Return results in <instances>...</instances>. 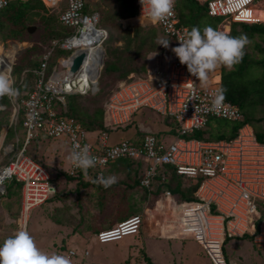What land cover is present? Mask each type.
<instances>
[{"label": "built area", "instance_id": "obj_1", "mask_svg": "<svg viewBox=\"0 0 264 264\" xmlns=\"http://www.w3.org/2000/svg\"><path fill=\"white\" fill-rule=\"evenodd\" d=\"M12 1L7 0L0 7V14ZM41 1L59 11L60 23L70 28L71 32L63 39L52 40L51 46L42 55L40 68L36 70L39 77L35 89L20 103L17 100L15 102V124L21 117L24 141L19 151L0 166V190L4 189L6 179L16 178L22 183V218L26 220L28 213L43 204L55 191L48 169L27 153V145L44 135L52 140L67 141L70 151L77 143L87 145L92 155L98 158L96 167L86 172L74 168L70 163L69 174L73 176L86 174L96 179L104 177L103 171L110 163L125 158L136 162L135 166L144 170L140 183L151 188L158 176L161 180H168L167 171L172 167L177 174L199 184L196 195L205 206L207 218H222L219 224L223 229V237H219L222 232L218 222L210 220H205L201 225L204 237L220 239L221 244L226 237H233L236 233L230 230L232 219L235 221L240 217L247 220L258 210L257 201H264V145L256 139L252 129L247 131V125L233 139L186 138L194 130L207 126L211 119L242 120L244 112L226 98L219 110L211 111L214 95L221 88V70L212 74L206 86L202 85L172 51L179 46V38L185 30H189L180 24L176 4L173 15L157 23L168 37V47L158 53V57L147 65L143 74L130 73L127 81L114 87L104 103L110 119L106 125L111 130H99L90 136L81 121L67 113L65 95L95 93L98 90V72L103 66L99 63L105 56L108 31L100 25L97 12L86 10L85 0ZM136 1L139 15L142 16V4L140 0ZM197 1L207 6L210 15L222 17L217 30L228 33L231 26L225 24L226 21L248 24L260 22L255 19L259 0ZM143 20L140 21L142 25L145 22L152 23L148 18L147 5L144 6ZM56 46L72 52L69 57L57 59L52 73L46 78ZM93 49L97 51L95 56ZM81 51L87 55L79 69L72 73V58ZM92 57H96V64ZM216 75H219L218 80L214 79ZM142 106L171 117L176 124L175 138L167 142L162 135L148 131L110 142V131L125 127ZM241 201L246 202L242 209ZM193 213L186 214V217L195 216ZM143 224V216L134 214L112 227L98 231L96 239L100 243H107L127 235H137ZM25 228V223H22V230ZM74 254L75 251L70 250L68 256Z\"/></svg>", "mask_w": 264, "mask_h": 264}, {"label": "rangeland", "instance_id": "obj_2", "mask_svg": "<svg viewBox=\"0 0 264 264\" xmlns=\"http://www.w3.org/2000/svg\"><path fill=\"white\" fill-rule=\"evenodd\" d=\"M87 2V9L90 11H97L99 13V16L101 18V25H112L111 23H107V14L111 12L112 7H116L118 4L117 0H86ZM134 3L135 0H132ZM257 5V11H264V0H259V4ZM41 7L35 6L31 9V14L33 15H42L44 13V10H40ZM58 11V10H56ZM39 12V13H35ZM136 12V11H135ZM262 12V11H261ZM55 14V12H54ZM260 15L262 13H259ZM36 17V16H34ZM110 17V16H109ZM108 17V18H109ZM255 19H264V17H259L257 14V17ZM122 21V20H121ZM132 23V24H131ZM234 22L226 21L225 24H228L232 26ZM28 24L32 26H36V30L33 33H29L31 35L32 39L25 40V41H17L18 43L12 41L9 43L10 45L7 47L5 45V48H3V44H0V59L2 56V52H7L9 54V51H13V57L14 62L16 61L19 54H21L26 49H29L33 43L39 42L42 38V33L45 32L44 25L41 24L40 21L36 18L35 20L30 21ZM122 24L124 27L131 26L132 28V34H134V28L136 25L133 24L132 20H125L122 21ZM223 24V26L225 25ZM138 25V24H137ZM113 26V25H112ZM142 26H149L153 27V29L149 30V34L155 36V34L158 36L159 41L166 40L168 37L167 35L162 31L161 26L153 23L145 22V25ZM107 27V26H106ZM2 29L1 22H0V30ZM59 30L60 34H62L65 31V26L61 25L59 23ZM229 30V28H228ZM231 30V28H230ZM229 30V31H230ZM113 35L111 36L115 38V41L113 42V47L120 46L121 48L125 47L124 39H120V35L122 33L120 32L119 28H114L113 26ZM12 35V34H11ZM3 36H5L3 34ZM4 38V37H3ZM2 35H0V43H3ZM3 39V40H2ZM255 42V41H253ZM5 43V42H4ZM257 43V42H256ZM251 43L246 47L249 54L254 58H260L262 56L261 52L258 51L254 46H250ZM252 47V48H251ZM19 49V50H18ZM164 49V46L160 44L158 51H162ZM69 51V50H68ZM70 52H60L59 48H57L52 55V58L49 62V67L47 70L46 78L52 73L54 69V63L57 59L64 57L66 54H71ZM6 54V55H8ZM149 53L146 58L140 57L137 59L135 64L137 66H142L146 63V69L150 58ZM68 55V56H69ZM11 56V55H10ZM109 58L108 56L106 57ZM105 58V61H106ZM118 61V60H117ZM122 64H125V60L120 62ZM105 64V62H104ZM20 65V64H19ZM61 67L60 65L58 66ZM106 65L101 68V73L98 77V90L95 92V94L99 91V87L103 89H112L114 88L118 82L112 81V76L107 75L106 71ZM19 68L18 65L14 67L13 72H16ZM223 70V67H222ZM255 73L253 75L254 78H258L259 70L257 67H254ZM145 72V71H144ZM143 71H133L131 73L135 75H141L144 73ZM130 74V73H129ZM128 74V75H129ZM12 75V74H11ZM252 77L251 73H248ZM249 77V76H248ZM15 79V77H14ZM249 85H247L248 87ZM89 96H84V100H81V104L85 106V110L92 112L93 106H91L92 99L96 97V99L99 101V103H102L104 116L106 119V123H110L109 115L107 114L105 110V101L107 97H105L103 94L95 95L93 93ZM87 94V95H88ZM67 104L69 105V101H74L75 103H79L80 98L79 97H70L69 95H66ZM216 119V118H215ZM221 119V118H217ZM226 119L217 120L216 123L218 124H225ZM173 121L171 117H167L165 115H162L158 111L147 107L142 106L139 110H137L133 115L130 122L126 124L123 129H119L117 131H110L111 132V141H117L119 139H123V137H133L131 134L137 135V132L139 134H144V132L151 131L153 133H162V137L165 141L170 142L174 139V135L172 133H164L165 131H168L169 126L166 125V122ZM16 122V115L14 107H12L10 112L4 111V113L0 116V138L4 137L3 143H0V165L7 162L16 152V150L12 147H10L11 143L13 142V139L15 138V135L17 133L19 138L23 137V131L22 127L20 125V122ZM214 123V122H213ZM175 125V124H174ZM250 126V125H249ZM11 128L13 130V135L9 136L8 131ZM23 140V139H22ZM40 147H38V142H32L28 147V154L32 157H34L36 160L43 163L46 167H48L50 174L54 177V183L57 186V192L54 197H52L50 200H48L44 205L40 207H36L33 210H31L29 217H28V224H27V232L30 233V235L34 238L36 245L38 248L43 251L46 254H61L66 255L69 251V249L75 250V255L72 256L71 261L72 264H214L213 260L217 264H224V260L221 255L220 251V239L219 240H212L205 238L204 234L202 236H199L189 225L188 223L182 219L180 216V209L178 210V202L181 203L182 199H180L179 195H174L171 198H168V206L167 209L164 207V201H161L158 199H152L151 202L147 203L145 198L143 199V194H146V191L144 190L146 187L138 184V188H136L135 191L140 195L139 197H132V191L131 188L128 187L126 189L122 185H132V178L137 181L139 178L140 171H132L128 179H124L125 171L122 169L115 170L114 172L109 173L108 171H105V178L115 175L117 177V184L118 186H111L109 188H104L102 185L98 183H91L89 185H86L85 187L81 185L79 187V190L82 192L84 190H88V196L85 195L84 201L86 203L89 202V205H91L88 197L93 200H97L96 203H92V208L90 213L86 209L82 210L78 217L74 220L72 218H64L66 213L62 210H49L50 205H54L57 201H67V195L68 197L75 196V199H77L79 190L78 187H73L71 185V179H66L65 175H60L62 170H66L68 167L67 159H68V151L69 149L66 148L69 147L67 141H50L49 139H40L38 140ZM48 147V150L47 148ZM62 147L64 150L62 151ZM61 149V150H59ZM55 150H59V161L60 165L59 167L52 165L51 162H53L54 154L51 153V151L55 152ZM124 163V161H123ZM60 175L59 177L57 175ZM180 182H183L184 187H194L196 185L194 181H190L184 177L180 178ZM65 180V181H64ZM69 183V186L62 187V184L64 182ZM137 183V182H136ZM82 184V183H81ZM68 190H67V188ZM62 189V192L60 193V189ZM70 189V190H69ZM8 193L10 195L8 196H1L0 199L5 198L4 201L6 202L5 205L8 207L14 208L19 201H21V190L20 188L14 183L8 184ZM163 191L165 193L161 194L162 196H168L170 194L169 190L164 187ZM136 194V192H135ZM156 196V195H155ZM176 198V199H175ZM20 199V200H19ZM142 201L145 202V205L152 204L151 207L155 206L154 213L150 212V215H143L144 218V224L141 228L140 234L138 236L132 235V236H126L122 240L108 242V243H100L97 241H88V238L83 234L84 230L82 228L84 227L86 230L89 229H96L98 230L103 229V227H107L109 225H112L114 222L119 221L122 216L125 213L135 212V211H141V205ZM87 207V206H85ZM213 208L215 206H212ZM152 211V210H151ZM185 211L187 214L193 213L195 216H190L188 219L191 222L192 225H194L197 229H201V225L204 224L205 220L210 222L217 221L218 228H220V222L222 220L219 216H209L207 218V213L205 206L202 204L200 205H191L188 204ZM215 212V210H214ZM207 215V216H206ZM17 216L15 222L13 223V228L18 229V218L19 215L15 213V217ZM54 217L64 218L62 220L70 223V226L65 224L62 220H59L61 222L58 223L57 220ZM240 218V217H239ZM44 220L48 222L50 225L49 232H46L45 230H42L40 227V221ZM242 219V225L239 224L238 219L230 222V230L236 233L233 237L228 238L225 241L224 244V254L226 256V264H258L259 255L264 253V247L255 239L256 246L253 245L250 247V256L245 257V252L242 248V242L244 237H241L243 234L242 232L244 230L252 231L253 226L249 225V222L245 219ZM122 220V219H121ZM17 221V222H16ZM102 222L104 224H102ZM155 223V224H154ZM17 224V225H16ZM65 224V225H64ZM64 225V226H63ZM185 225L189 227L195 234L196 237H198L203 244L206 246V248L209 251L210 256L207 253V250L202 246V244L199 242L198 239L194 238H188L184 236H188V234L185 231ZM63 226V227H62ZM18 227V228H17ZM61 228V231L58 232L56 235H51L54 231ZM80 229V230H79ZM160 231H159V230ZM142 232V234H141ZM162 232V233H161ZM221 234L223 237V229L221 227ZM90 233V232H89ZM248 233V232H247ZM91 234V233H90ZM168 235L167 239H160L163 235ZM249 234V233H248ZM158 235V236H156ZM239 235V236H238ZM50 236V238H49ZM8 237H12V234L9 233ZM93 238V237H92ZM165 238V237H164ZM186 238V239H184ZM255 238V236H254ZM6 239H3L0 237V241H5ZM248 242V241H246ZM249 243V242H248ZM259 243V245H258ZM170 248L168 249V246ZM246 248V247H245ZM244 248V249H245ZM88 250L89 254L87 255L85 250ZM252 255L254 258H252ZM213 259V260H212ZM232 260H236V263H231Z\"/></svg>", "mask_w": 264, "mask_h": 264}, {"label": "trees", "instance_id": "obj_3", "mask_svg": "<svg viewBox=\"0 0 264 264\" xmlns=\"http://www.w3.org/2000/svg\"><path fill=\"white\" fill-rule=\"evenodd\" d=\"M117 1V6L112 7L111 12L107 14L106 21L107 23H111L115 29H120V32L122 33L120 39H124L125 47H113V42L115 41L114 36L113 38L111 37L114 33L112 32L113 26L106 25L110 31L109 37L105 41L106 57L108 56L109 58H106L104 66H107V75L112 76V81L115 82L119 80L118 83H120L127 81L128 74L133 71H146V63L140 67L137 66L135 62L140 57L146 58L149 53L160 52L158 51L160 46L158 43H160V41L156 34L155 36L149 34V30L153 29V27L142 26L138 23L134 28V34H132L131 26L124 27L121 20L135 16L137 14V6L132 0ZM35 6H39L41 7L40 10H44V13L41 16H32L31 9ZM176 11L180 24L187 26L189 30L193 26H199L202 30L206 25L218 29V26L222 22V17L210 15L207 6L197 0H176ZM54 12V9L45 5L41 0H17L14 2L12 1V3L9 4L0 14V22L2 26L0 35H2V38L4 37V40L2 39L3 43L0 44H3L4 47L5 45L8 47L11 41L12 43H18L17 41L31 40L32 37L28 34V27L30 26L28 23L36 18L45 27V32L42 33L41 40L33 43L29 49H26L19 54L13 64L11 74L15 77L16 87L19 89V103L35 89L39 77L36 70L40 68L42 55L47 48L51 46L52 39L56 37L61 38L63 34L69 33V29H65L62 34L57 30L59 28V22L57 19V12H55V14ZM139 21H141V17L136 18L135 23ZM242 33L249 37L251 40L250 46H254L260 51L262 56L260 58L252 57L246 48L245 55L240 64L236 65L232 70L223 68L221 88L225 90V98L243 110L244 118L242 120L226 119L225 124L216 123L217 120H221L222 118L211 119L207 126L203 129L194 130L189 133L186 138L200 140L233 139L237 137L240 128L245 124H249L253 128L256 139L264 145V22H256L252 24L234 22L229 34L238 36ZM3 34L5 36H3ZM61 51L62 50H60V52ZM123 60H125V64L120 63ZM16 65H18L19 68L16 72H13ZM254 67L258 68L259 73L258 78L253 79L255 73ZM248 73H251L252 77L248 75ZM247 85L249 86L247 87ZM113 89L114 88L103 89L99 87V91L93 96L103 94L108 98ZM89 95L91 94L69 95L70 97H79L80 100L79 103L69 101V105L67 104V113L77 117L84 128L90 132L111 130L110 127L106 125L103 105L102 103H99L96 97L92 99L93 101L90 104L94 107L92 112L85 110V106L81 104V100H84V96ZM66 101L68 100L66 99ZM0 105L5 106L4 110L0 111V116L4 111L10 112L12 107L15 106L13 100L8 97L0 99ZM19 122L21 125V120H19ZM12 131L13 130L10 128L7 135L12 136ZM118 161H124V179H128L132 171L133 173L134 171H140L139 168L134 166L133 161L130 159L123 158ZM167 173L169 175L168 180H161V178L158 177L153 184V192L149 190L151 191L150 193L157 195L160 191L159 187L162 186L166 187L172 195H179L183 202L198 201V197L196 196V191L199 187L198 184L190 188L184 187L182 186L183 182H180V179L178 178H182V175L177 174L172 167L168 168ZM71 178L74 179L71 176H69L68 179ZM140 178L141 177L137 179V183L132 178L131 186L135 187L137 184H140ZM92 181L93 183H96L97 180H83L85 185L91 184ZM12 183H15L19 188L21 186V184L15 179H13ZM117 184H119V182L113 185L115 186ZM187 206L188 204H185L181 207V217L199 236H202L203 233L201 232L200 227L197 229L186 217L187 212L185 209ZM219 229L221 231V228ZM247 236L249 235L247 234ZM219 237L222 238V234H220ZM242 237L245 238L246 235H243Z\"/></svg>", "mask_w": 264, "mask_h": 264}, {"label": "clouds", "instance_id": "obj_4", "mask_svg": "<svg viewBox=\"0 0 264 264\" xmlns=\"http://www.w3.org/2000/svg\"><path fill=\"white\" fill-rule=\"evenodd\" d=\"M14 1H17V0H13V2ZM6 2H7V0H0V7H3L6 4ZM85 2H86V0H85ZM140 2L142 4L141 22L143 20L144 6L147 5L148 6V18L151 20V22L153 24L163 22V21L167 20L169 17H171L174 13L175 4H176V0H140ZM134 4L137 6L136 0H135ZM48 7H50V6H48ZM50 8H52V7H50ZM52 9H54V8H52ZM56 10L57 9L55 8L54 11L57 12V16H59V11H56ZM86 10H88L87 9V2H86ZM88 11L94 12V11H90V10H88ZM95 12H97V11H95ZM137 15H139L138 6H137V14L135 16H137ZM135 16H132V17H135ZM57 19H58V22L60 23L59 17ZM122 21H124V19H122ZM260 22H264V21H260ZM100 23H101V18H100ZM138 23L140 24V21L137 23H133V24L137 25ZM61 25H63V24H61ZM30 26H32V25H30ZM103 27L107 29L108 37H109V34H110L109 29L105 26H103ZM65 29L66 30L69 29V33L63 34V36L61 38L56 37L54 39H63L66 36H68L70 34L71 30H70V28H68L66 26H65ZM229 32L226 33L224 31L214 29L210 25L204 26V28L202 30L199 26H193V27H191L190 30H185L184 35L179 38V41H180L179 46L174 47L172 49V51L179 58L180 63L187 66L189 73H191L193 76H195L202 85L206 86L209 83L212 74L215 73L218 69H221L223 67V68H227L228 70H232L236 65L240 64L243 60L244 55H245L246 47L251 43V40L249 39V37L246 34L242 33L238 36H233V35H230ZM54 39H52V40H54ZM51 44H52V41H51ZM158 44H162L163 46L168 47L169 40H163ZM3 48H5L4 45H3ZM57 48H59V50H62L63 52H70L68 50H64L60 46H56V49ZM155 53H158V52H155ZM68 55L69 54H66L63 58L69 57ZM105 58H106V48H105ZM105 58H104V62H105ZM13 64H14V57H13L12 62L10 63L11 68L9 71L0 69V99H2L4 97H8V98L13 100L14 105H15L16 100L18 102L19 89L16 87V80L11 75ZM100 73H101V71H100ZM221 76H222V72H221ZM224 93H225V90L223 88H220L216 91L214 98L212 100L211 109H210L211 111L215 112L222 107L223 101L225 100V94ZM93 94H95V93H93ZM68 95H72V94H68ZM73 95H77V94H73ZM80 95H85V94H80ZM15 97H16V99H15ZM65 98H66V95H65ZM65 101H66V99H65ZM4 107H5L4 105H0V111H3ZM16 120H17V118H16ZM19 120H21V117L18 118V121ZM170 123L175 124L174 121L166 122V124H168L170 128H168V131H165L164 133H167V134L172 133L175 136L174 129L176 127V124L170 125ZM246 125H247V127L249 126V124H245L244 126H246ZM21 127H22V125H21ZM251 128H252V126H251ZM119 129H123V128H118L117 130H119ZM117 130H112V131H117ZM252 130H253V128H252ZM22 131H23V129H22ZM157 134L161 135L162 133H157ZM23 135H24V133H23ZM89 135L93 136V132H90ZM16 136L18 137L17 133H16L15 138L13 139V142L11 143L10 147L14 148L17 152V151H19V148L23 145L24 139H23V137L22 138L18 137L19 140L16 141ZM136 136H138V135H136ZM39 138L40 137H38L34 140L36 141ZM3 139H4V137L0 138V143H3ZM34 140L31 141L29 143V145L32 142H34ZM57 141H62V140H57ZM110 141H111V132H110ZM29 145H27V153H28ZM68 159L74 168H80V169L84 170L85 172L89 168L96 167L97 161H98V158L95 157L94 155H92L90 148L87 145L81 146L79 143H77L73 146V150L71 151ZM118 160H116V161H118ZM116 161H114V162H116ZM38 162L41 163L40 161H38ZM114 162H112V163H114ZM112 163H110V164H112ZM41 164L44 165L43 163H41ZM2 165H0V166H2ZM134 165H135V162H134ZM135 167H137V166H135ZM46 168L48 169V167H46ZM69 168H70V166H69ZM48 171H49V169H48ZM103 172H104V177L100 176L98 179L93 177L94 179L97 180L96 183L102 185L104 188H109L113 184L117 183V177L115 175H112V176L105 178V169ZM143 172H144V170L142 169L139 177L142 178ZM49 173H50V171H49ZM67 174H68V176H71L74 179L75 178L76 179L81 178V179L86 180V178L83 177V174H79L76 176L70 175L69 169H68ZM50 176H51V181L54 184L55 191L50 196L49 199H51L52 196H54L57 192V186L53 182L55 179V176L53 177L51 174H50ZM88 176H91L89 178V180H92L93 175H88ZM141 178H140V181H141ZM157 178L154 179L153 184ZM13 179L18 181L16 178L6 179V181L4 183V189L0 190L1 196L8 194V191H9L8 190V184L10 182L12 183ZM186 179H188V178H186ZM18 182L21 184L20 190H21V208H22V183L20 181H18ZM153 184H152V187H153ZM152 187L151 188L146 187V188L148 190H151ZM196 193H197V191H196ZM170 195H171V197L174 196L171 193H170ZM49 199H47L43 204H45ZM199 201L200 200L198 198V201H190V202L186 201V202H181V203L178 202L177 205H183V204H189V203H198ZM200 203H201V201H200ZM43 204H41L37 207H40ZM21 208L19 211V218H18V220H19V222H18L19 231H17L14 236L7 238L5 241H3V243H0V264H72L71 258L75 254L71 255L70 257L68 255H69V251L73 250V249H69L67 256H66V255H61V254L49 255V254L44 253L43 251H41L38 248V246L35 243L34 238L30 235V233H28L26 231L27 230V224H28V217H29V214L31 211L28 213L26 220H24L21 216ZM34 208H36V207H34ZM22 223H25V226H26L25 230H22ZM114 225H112V226H114ZM112 226H110V227H112ZM107 228H109V227H107ZM243 235H244V233H243ZM127 236H132V235H127ZM125 237H123V238H125ZM184 237H188V238L190 237V238L197 239L195 236H184ZM228 238H231V237H226L224 242L220 245L221 253H222V250H224L223 247H224L225 241ZM95 239H96V234H95ZM122 239H119V240H122ZM115 241H118V240H115ZM110 242H113V241H110ZM199 242L207 250V253L210 256L209 251L206 248V246L203 244V242L201 240H199ZM85 251L88 255L89 254L88 250H85ZM222 258L224 260V264H226L227 259L225 257H222ZM213 263L217 264L214 260H213Z\"/></svg>", "mask_w": 264, "mask_h": 264}, {"label": "crops", "instance_id": "obj_5", "mask_svg": "<svg viewBox=\"0 0 264 264\" xmlns=\"http://www.w3.org/2000/svg\"><path fill=\"white\" fill-rule=\"evenodd\" d=\"M262 11V12H261ZM261 11H257V7H256V16L255 17H257V14H259V13H264V11L263 10H261ZM138 17H141L140 15H137V16H135V17H130V18H126V19H124V21L125 20H132V22L133 23H135L136 22V18H138ZM256 20H258V19H256ZM259 20H264V19H259ZM159 53V52H158ZM158 53H155V52H152L151 54H150V57L151 58H149V62H148V65L149 64H151V61H153V60H155L157 57H158ZM221 70V72L223 71L222 70V68L221 69H218L217 71H220ZM222 84V76H221V82H220V85ZM167 126H169L168 124H166ZM170 125H174V124H172V123H170ZM250 129H252L251 128V126H248ZM247 127V128H248ZM167 128H170V127H167ZM135 133V132H134ZM131 134L133 137L135 136V134ZM137 135H139V133L137 132ZM45 138H47V139H49L50 141H54V140H51L50 138H48V137H46V136H44V135H42L39 139H37L36 140V142H38V147H40V144H39V141L38 140H40V139H45ZM124 138V137H123ZM125 138H131V137H125ZM122 139V138H121ZM121 139H119V140H117V141H110V142H118V141H120ZM111 140H113V139H111ZM35 142V141H34ZM45 148H47V150H48V147H45ZM66 148H68L69 149V147H67L66 146ZM59 150H61V149H59ZM59 150H55V152H53V151H51V153L52 154H54V159H53V162H51L52 163V165H54V166H57V167H59V165H60V161H59ZM64 150V148L62 147V151ZM70 149H69V151H68V157H69V155H70ZM134 163V162H133ZM136 163V162H135ZM67 164H68V167H67V169L66 170H62V171H60L61 172V174L60 175H65L66 176V179H68L69 178V176H68V174H67V172H68V169H69V166H70V161H69V159H67ZM136 165H137V163H136ZM124 166H125V164L122 162V161H116V162H114V163H112V164H110L109 166H107L106 168H105V171H108L109 173H111V172H114L115 170H119V169H124ZM135 166V165H134ZM139 169H141L139 166H137ZM142 170V169H141ZM59 174L57 175L58 177L60 176ZM83 177L84 178H86V180L87 181H89V178L91 177V176H88V175H83ZM94 176H92V180L94 179L93 178ZM83 180L84 179H81V178H77V179H72V181H71V185L70 186H73V187H78L77 189L79 190V187L81 186V185H83L84 187L86 186L85 185V183L83 182ZM65 181V180H64ZM138 181V180H137ZM82 183V184H81ZM92 183H93V181H92ZM9 184H11V182L9 183ZM69 186V183H67V181L66 182H64L63 184H62V187H65V186ZM138 185V184H137ZM112 186H114V185H112ZM115 186H118V185H115ZM123 187H125L126 189H128V187H130L131 189V191L133 192L132 193V197H139L140 195L137 193V191H135L136 190V188H138V186H135V187H133V186H131V185H127V186H125V185H122ZM67 188V187H66ZM81 188V187H80ZM62 189H64V188H61L60 189V193L62 192ZM152 189H154V187H152ZM152 189H151V191H152ZM156 189V188H155ZM162 189H164V187H159V193L155 196V194H153V193H150L151 191H149L147 188H145L144 190L146 191V194H143V196H145V197H143V199L145 198L146 200H144V201H147V203H149V202H151V200L152 199H157V201H158V199L159 200H161V201H164V207L167 209V206H168V198L170 197L171 198V195L169 194L168 196H162L161 194H163V193H165ZM67 190H68V188H67ZM70 190V189H69ZM88 190H84L83 189V191L81 192L80 190H79V194H78V197H77V199H75V196H71V197H68V195H67V201L65 202V201H56L55 202V204L54 205H50L49 206V210H51V211H53V210H62V211H64L65 213H66V215H65V217L64 218H72L73 220L75 219V218H77L78 217V214L82 211V210H84V209H86L87 211H88V213H90V211H91V208H92V203L94 202V203H96L97 202V200H93V199H91L90 200V198L88 197V199H89V201H90V203H91V205H89V202L88 203H86L85 201H84V199H85V195L87 194V196L89 195L88 193ZM135 192H136V194H135ZM153 192V191H152ZM86 193V194H85ZM83 194H85V195H83ZM8 195H10L9 193L7 194V195H4V196H8ZM21 195V194H20ZM55 196V195H54ZM54 196H52V197H54ZM4 199L5 198H2V199H0V237H2L3 239H7V238H9L8 237V235H9V233H11L12 234V236H14L15 235V233L17 232V231H19L18 229H14L13 228V223L15 222V220H16V218H17V216L15 217V213H17L18 215H19V211H20V208H21V201H19V203H17V205H15L14 206V208H11V207H8L7 205H5V201H4ZM20 200V199H19ZM50 200V199H49ZM144 201H142V205H141V211H135V212H128V213H125L123 216H122V220L123 219H125V218H127V217H129V216H132V215H134V214H143V215H150V212H153L154 213V208H155V206L154 207H151L152 206V204H154V203H151L150 205H145V202ZM258 202V210L256 211V213L254 214V215H252V216H249V217H247L248 219L246 220V221H248L249 222V225H252L253 226V230L252 231H249V229L248 230H244L243 232H242V234L244 233V235H246V239H244L243 240V242H242V248H243V251L245 252L244 254H245V257H248V256H250V253H251V251H250V247L252 246V243H253V245H257V244H255V239L257 240V241H259V243H261L260 244V246L262 245L263 247H264V201L263 200H258L257 201ZM245 203L246 202H244V201H241L240 202V207H241V209L242 208H244V205H245ZM191 205H202V203H190ZM44 205V204H43ZM185 205V204H184ZM184 205H177L178 206V210L180 209V216H181V207H183ZM85 206H87V207H85ZM152 210V211H151ZM219 213V212H218ZM56 220H57V222L58 223H60L61 224V222L59 221V220H62V219H64V218H59V217H54ZM121 219L119 220V221H121ZM63 222H65V224H67L68 226H70V223H68V222H66V221H64V220H62ZM119 221H116V222H114L112 225H114V224H116L117 222H119ZM17 222V221H16ZM18 222H19V220H18ZM64 224V225H65ZM102 224H104L103 222H102ZM155 224V223H154ZM17 225V224H16ZM50 225L51 224H49L48 222H46V221H44L43 219L40 221V226H43V227H40L42 230H45L46 232H49V230H50ZM63 225V226H64ZM112 225H109V226H107V227H110V226H112ZM62 226V227H63ZM107 227H103V229H105V228H107ZM18 228V227H17ZM185 231H186V233L188 234V236H195L196 237V234L189 228V227H187L186 225H185ZM80 230V229H79ZM82 230H84V232H83V234L88 238V241H97L96 239H95V234H96V232L97 231H99L98 230V228H96V229H89V230H86L84 227L82 228ZM159 230V229H158ZM59 231H61V228H59V229H57V231L56 230H54V231H52L53 233L51 234V235H56V234H58V232ZM160 231V230H159ZM91 234H90V233ZM249 234H248V233ZM162 233V232H161ZM141 234H142V232H141ZM247 234L249 235V236H247ZM139 235V234H138ZM138 235H136V236H138ZM156 236H158V235H156ZM164 237H162L161 236V238L160 239H167L168 240V235H166V234H164L163 235ZM254 236H255V238H254ZM93 237V238H92ZM49 238H50V236H49ZM190 238V237H189ZM184 239H186V238H184ZM213 239H211V241H212ZM217 241V240H216ZM246 241H248V242H246ZM0 243H3V241H0ZM259 243H258V245H259ZM170 246L171 245H169L168 246V249L170 248ZM246 247V248H245ZM245 248V249H244ZM87 250V249H86ZM221 255H222V257H225L226 258V256H225V254H224V250H222V253H221ZM252 258H254V256L252 255ZM258 260V264H264V253L263 254H261V255H259V259H257ZM230 261H232L231 263H236V260L234 259V260H232V259H230Z\"/></svg>", "mask_w": 264, "mask_h": 264}, {"label": "bare ground", "instance_id": "obj_6", "mask_svg": "<svg viewBox=\"0 0 264 264\" xmlns=\"http://www.w3.org/2000/svg\"><path fill=\"white\" fill-rule=\"evenodd\" d=\"M258 15H259V17H264V13H262L261 15L260 14H258ZM92 52H93L94 56L97 53V51H95L94 49L92 50ZM2 53L3 54H2L1 59H0V69L9 71L10 68H11L10 63L12 62L13 56H14L13 55V51L12 52L9 51V54L7 52H5V51L2 52ZM6 54H8V55H6ZM92 58L94 59V63L96 64L97 63L96 57H92ZM214 79L218 80L219 79V75H216ZM250 130L251 129L248 127L247 131H250ZM238 222H239L240 225H242L243 221H242L241 218H238Z\"/></svg>", "mask_w": 264, "mask_h": 264}, {"label": "water", "instance_id": "obj_7", "mask_svg": "<svg viewBox=\"0 0 264 264\" xmlns=\"http://www.w3.org/2000/svg\"><path fill=\"white\" fill-rule=\"evenodd\" d=\"M35 30H36V26H29L28 27V32L29 33H33ZM104 54H105V51H104ZM86 55H87V53L85 51H81L78 54L73 56L72 63L70 65V71L72 73L76 72L79 69V67L82 64V62L84 61ZM104 57L105 56L102 57V59H101V61L99 63L100 65L104 64ZM98 71H99V68H98ZM98 75H100L99 72H98Z\"/></svg>", "mask_w": 264, "mask_h": 264}]
</instances>
